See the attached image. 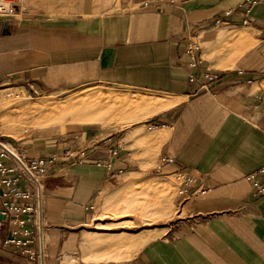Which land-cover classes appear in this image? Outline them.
Masks as SVG:
<instances>
[{"label":"crops","instance_id":"0c3cea01","mask_svg":"<svg viewBox=\"0 0 264 264\" xmlns=\"http://www.w3.org/2000/svg\"><path fill=\"white\" fill-rule=\"evenodd\" d=\"M51 10L0 19V88L57 95L104 84L162 98L142 102L147 118L122 137L81 130L44 150L57 159L40 188L27 184L36 259L4 243L0 218V264H264V194L250 178L264 168V3L55 0ZM163 156L173 163L157 166ZM151 170L190 179L188 219L134 250L125 236L93 238L100 196Z\"/></svg>","mask_w":264,"mask_h":264},{"label":"rangeland","instance_id":"374dc122","mask_svg":"<svg viewBox=\"0 0 264 264\" xmlns=\"http://www.w3.org/2000/svg\"><path fill=\"white\" fill-rule=\"evenodd\" d=\"M54 4L55 0H19V10L31 15L57 13L51 10ZM154 97L162 98L104 84H88L57 95L1 87L0 136L16 154L42 158L44 150L74 138L81 130L122 137L131 125L147 118L141 103ZM181 181L157 170L123 176L116 188L100 196L87 230L93 238L125 236L131 239L132 250L141 244V236L145 237L142 241L170 237L189 217L186 201L177 195Z\"/></svg>","mask_w":264,"mask_h":264},{"label":"built area","instance_id":"2783aa9c","mask_svg":"<svg viewBox=\"0 0 264 264\" xmlns=\"http://www.w3.org/2000/svg\"><path fill=\"white\" fill-rule=\"evenodd\" d=\"M250 5L264 3V0H245ZM19 12V0H0V19L8 20L13 18ZM199 47L195 43H190L187 48L192 61L190 66L196 67L194 59L195 53ZM208 82L216 79L214 75H206ZM194 80L190 77V81ZM14 148L5 142L0 136V218L8 221L9 238L4 242L21 249L30 261L36 259L35 251L29 249L33 243V232L31 223L34 222V214L37 210L35 204L31 201L34 193L27 187V184H36L38 187L40 179L45 176L47 169L53 165L57 157L51 154L42 158H26L23 155L12 154L10 149ZM15 151V150H14ZM161 164H172L173 159L167 156L160 158ZM181 179L178 196L186 194L189 178L182 174L176 175ZM254 181V187L259 194H264V189L260 188V182H264V168L252 174L250 177Z\"/></svg>","mask_w":264,"mask_h":264},{"label":"bare ground","instance_id":"6f19581e","mask_svg":"<svg viewBox=\"0 0 264 264\" xmlns=\"http://www.w3.org/2000/svg\"><path fill=\"white\" fill-rule=\"evenodd\" d=\"M11 150H12V149H10V151H11ZM12 151H13V150H12ZM12 151H11V152H12ZM12 154H14L15 156H17L14 152H12Z\"/></svg>","mask_w":264,"mask_h":264}]
</instances>
